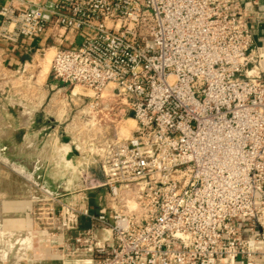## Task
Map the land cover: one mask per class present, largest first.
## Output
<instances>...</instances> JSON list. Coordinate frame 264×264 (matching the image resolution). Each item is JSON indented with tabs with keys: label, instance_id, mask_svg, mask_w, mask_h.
Wrapping results in <instances>:
<instances>
[{
	"label": "built area",
	"instance_id": "built-area-1",
	"mask_svg": "<svg viewBox=\"0 0 264 264\" xmlns=\"http://www.w3.org/2000/svg\"><path fill=\"white\" fill-rule=\"evenodd\" d=\"M14 2L0 7L1 40L45 32L57 44L66 32L77 40L58 44L50 64L52 80L70 90L67 105H82L66 114L68 128L90 133L91 120L108 114L106 97L120 98L134 121L125 137L100 126L104 134L88 137L87 149L66 137L76 155L90 156L80 155L81 188L68 197L45 192L61 264L264 258V48L253 33L264 10L257 2ZM93 164L99 177L88 170ZM25 234L29 246L11 264L32 248V232Z\"/></svg>",
	"mask_w": 264,
	"mask_h": 264
},
{
	"label": "rangeland",
	"instance_id": "rangeland-1",
	"mask_svg": "<svg viewBox=\"0 0 264 264\" xmlns=\"http://www.w3.org/2000/svg\"><path fill=\"white\" fill-rule=\"evenodd\" d=\"M54 44L57 46V43L48 40L47 46L36 54L29 67L31 72L26 73L23 82L22 72L15 77H6L0 71V264L13 263L14 257H18L22 252L19 248L27 249L30 243L29 236L25 234L29 230L22 226V215L14 213L16 211L12 212L13 202L20 201L22 204V198H32L34 207H42L44 217L47 207L50 206V198L42 188L17 170L23 169L34 182L68 197L67 193L83 186L81 174L82 170L86 169V164L80 155L85 159L90 155L85 151L80 155L74 154L72 149H69L70 144H65L61 136L77 140L87 149L90 143L87 141L88 137L98 138L104 134L100 126L106 128L108 136L117 133L125 137L130 134L134 125L128 120L129 113L121 111V99L106 97L104 102L107 104L108 114L105 117L97 115L91 120L90 133L82 131L77 134L75 129L66 126L69 123V119H66L68 111L70 115L75 114L82 105L80 102L79 106L78 103L75 106L72 103L67 105L64 97L70 90H65L62 84L55 83L51 78L50 64L55 49L48 48V45L50 47ZM7 79L15 82H7ZM36 87L40 90L34 93ZM84 93L87 97L91 95L88 91ZM87 100L91 99L84 100V104ZM33 104L38 105V112L44 110L48 114L45 116H52V120L46 123L47 120L43 119L44 122L38 126L34 122L32 128L28 129L29 134L22 136V123L28 120L24 121L23 111H27ZM40 114V118L44 116V113ZM25 137L29 138L28 145H22ZM3 159H7L16 169L8 166ZM88 170L92 175L99 173L97 164L89 165ZM39 196L47 201H38Z\"/></svg>",
	"mask_w": 264,
	"mask_h": 264
},
{
	"label": "crops",
	"instance_id": "crops-1",
	"mask_svg": "<svg viewBox=\"0 0 264 264\" xmlns=\"http://www.w3.org/2000/svg\"><path fill=\"white\" fill-rule=\"evenodd\" d=\"M242 4L248 5L250 2H257L256 8L259 10H264V0H240ZM14 0H0V7L7 6L9 4H14ZM254 39L258 45L264 48V21L258 24L254 28ZM51 40L53 43L55 40L49 38L47 33H43L38 38H29V39H21L18 43H9L0 39V71L3 76L6 77H15L16 74L22 72V82L23 78H26V73L31 72V62L35 59L36 54L43 50L45 46H47V41ZM77 40L74 38L71 32H66L63 39L60 41V46L69 47L73 42ZM57 44V45H58ZM57 46L54 44L48 48H56ZM31 76V75H30ZM11 81L12 83L15 80L7 79V82ZM35 84V83H34ZM39 87L34 88V93L39 92ZM37 99V96L36 98ZM31 101V100H30ZM37 105V104H36ZM35 104L29 106L28 110L31 111L29 114L28 120L25 123H22V136L25 134L28 135V131L32 128V124L35 122L37 126L42 124L46 119V123H50L52 120V116L48 115L44 110H40L38 112V105ZM40 113H44V116L40 118ZM49 117V119H48ZM51 118V119H50ZM50 120V121H49ZM29 129V130H28ZM40 129H43L40 127ZM29 138L24 139L22 145H28ZM23 168V166H22ZM22 171H24L22 169ZM72 173V172H71ZM31 174V173H30ZM94 177H99L100 174H93ZM32 181H35L32 179ZM31 181V182H32ZM34 183V182H33ZM38 183V182H35ZM43 190V192L49 191L50 193H55L57 191L52 192L44 185L38 183ZM39 187V186H38ZM40 188V187H39ZM64 188V187H63ZM60 193V192H58ZM37 198H40L37 197ZM13 210L12 212L18 213L22 215V226L25 229H28L32 232V248L27 252V258L25 260H21L19 264H61L60 259L52 254V248L57 246L61 239L54 232L48 224L47 216L44 215V211H41L42 207L33 206L32 198H22V204L20 201L13 202ZM50 205V204H49ZM11 211V210H10ZM81 225H85L84 220H81ZM249 224L248 221H243L242 233L244 235L249 234ZM3 264V263H2ZM9 264V263H8ZM11 264V263H10ZM235 264H244L241 259H238ZM255 264H264V258L258 259Z\"/></svg>",
	"mask_w": 264,
	"mask_h": 264
},
{
	"label": "water",
	"instance_id": "water-1",
	"mask_svg": "<svg viewBox=\"0 0 264 264\" xmlns=\"http://www.w3.org/2000/svg\"><path fill=\"white\" fill-rule=\"evenodd\" d=\"M130 116H131V114H130ZM63 140H64V142H67V141H68V138L64 137ZM72 152H73L74 154H76V151H75L74 148H72ZM3 162H5L8 166L12 167L13 169H16V168H14L15 166H14L13 164H9V162H8L7 159H3ZM17 171H18L19 173H21L22 176H24L26 179H29V180L32 181L31 176H30L29 174L27 175V174L24 173V171H21V170H17ZM32 182H34V181H32ZM34 184H36L37 186H40L38 183H35V182H34ZM40 187H41V186H40ZM41 188H42V187H41ZM47 192H49V191H47ZM49 193H50V192H49Z\"/></svg>",
	"mask_w": 264,
	"mask_h": 264
},
{
	"label": "bare ground",
	"instance_id": "bare-ground-1",
	"mask_svg": "<svg viewBox=\"0 0 264 264\" xmlns=\"http://www.w3.org/2000/svg\"><path fill=\"white\" fill-rule=\"evenodd\" d=\"M45 70H46V68H45ZM23 107V106H22ZM24 110V109H23ZM31 113V111H23V118H24V121H26L27 119H28V117H29V114ZM129 122L131 123V124H133L134 123V121H133V119H130L129 120ZM67 146V145H66ZM66 146H64V147H66ZM68 147V146H67ZM63 149V148H62ZM66 152V151H65ZM66 154H67V152H66ZM4 256V255H3Z\"/></svg>",
	"mask_w": 264,
	"mask_h": 264
}]
</instances>
